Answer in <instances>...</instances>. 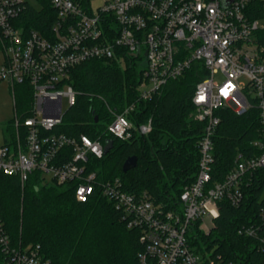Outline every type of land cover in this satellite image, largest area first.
<instances>
[{
	"label": "built area",
	"instance_id": "built-area-1",
	"mask_svg": "<svg viewBox=\"0 0 264 264\" xmlns=\"http://www.w3.org/2000/svg\"><path fill=\"white\" fill-rule=\"evenodd\" d=\"M39 1L0 0V82H8L13 93L17 83L33 91L28 116L15 108L12 142L0 145V172L18 176L23 186L38 170L44 181L78 182L79 201L106 197L127 228L139 232L140 264H224L214 255L215 246H203L199 239L193 246L191 238L197 237L196 222L205 233L215 229L218 202L227 199L240 205L243 185L264 168V9L259 16L250 15L257 11L251 4L264 0H103L98 7L92 0H47L57 13L48 35L26 29L21 22L29 5L43 6L45 0ZM90 59L137 67L142 100L184 75L194 62L206 69L192 97L194 117L204 124L198 172L175 207L156 202L147 191L128 192L120 178L99 180L89 158L104 156L102 136L55 131L77 100L70 72ZM254 105L262 123V136L254 141L260 152L240 153L224 180L211 184L213 137L221 120L217 110L243 115ZM108 107L114 118L107 132L114 137L128 140L134 132L152 130L151 119L136 125L129 118L135 103L122 111ZM259 222L243 225L238 233L264 245V207ZM0 245L9 264H53L39 245L13 246L1 220Z\"/></svg>",
	"mask_w": 264,
	"mask_h": 264
},
{
	"label": "trees",
	"instance_id": "trees-1",
	"mask_svg": "<svg viewBox=\"0 0 264 264\" xmlns=\"http://www.w3.org/2000/svg\"><path fill=\"white\" fill-rule=\"evenodd\" d=\"M253 8L257 11L250 12L251 17L259 16L264 3L253 2L250 9ZM56 16L55 9L45 0L41 8L29 5L21 22L26 29L36 28L48 35ZM70 73L68 81L78 92L77 100L55 131L102 136L104 143L112 140L113 147L102 158H89V167L98 172L99 180L120 178L128 192L147 191L156 202L169 207L178 205L181 192L196 179L198 172L199 140L204 124L194 117L192 97L196 84L206 75L201 62H194L184 75L169 80L149 100L139 99L140 71L134 65L121 67L103 59H90L74 66ZM19 86L23 98L18 110L16 93V108L26 117L30 114L33 91L27 84ZM132 103L136 107L129 118L136 125L151 119L152 130L148 134L134 132L128 140L109 134L107 127L114 116L108 106L122 111ZM216 113L221 120L213 137L211 184L224 180L240 153L245 156L259 153L254 141L262 136L260 110L256 105L243 115L228 108ZM10 134L13 135V128ZM12 135L7 142H12ZM66 153L68 156L69 152ZM133 155L138 158L137 166L124 172L125 160ZM77 183L45 182L36 170L22 186L18 176L0 172V220L12 245H39L44 257L53 264H140L139 232L127 228L113 202L106 197L95 195L84 202L77 200ZM243 189L240 205L234 206L227 199L218 202L220 217L210 233L198 229L196 222L194 232L198 238L192 237L191 245H198L199 239L208 248L215 246L214 255H220L224 264H264V245L257 238L238 233L243 225L260 224L264 168ZM0 264H9L1 245Z\"/></svg>",
	"mask_w": 264,
	"mask_h": 264
},
{
	"label": "rangeland",
	"instance_id": "rangeland-1",
	"mask_svg": "<svg viewBox=\"0 0 264 264\" xmlns=\"http://www.w3.org/2000/svg\"><path fill=\"white\" fill-rule=\"evenodd\" d=\"M32 4L39 5V0H29ZM103 0H92V6L98 7ZM221 78V75L218 76ZM16 93L17 98L19 101V105L17 104L18 110L20 109V86L19 83H17V86H15V93H13V90L8 82L1 81L0 82V144H2L4 138L9 141L11 139L10 133H12V120L15 115V106H14V97L16 101ZM14 95V96H13ZM26 97H29V94H26ZM25 97V98H26ZM23 98V97H22ZM64 108L67 107V101L64 99L63 101ZM45 182H51L49 178L45 179ZM201 245L205 246L206 244L201 241Z\"/></svg>",
	"mask_w": 264,
	"mask_h": 264
},
{
	"label": "water",
	"instance_id": "water-1",
	"mask_svg": "<svg viewBox=\"0 0 264 264\" xmlns=\"http://www.w3.org/2000/svg\"><path fill=\"white\" fill-rule=\"evenodd\" d=\"M96 120H97V117H96ZM112 147H113V141L112 140L107 141V143L104 146L105 153H107ZM137 164H138V158H137V156L136 155L129 156L125 160V162L123 164V171L124 172H127L130 169L136 167Z\"/></svg>",
	"mask_w": 264,
	"mask_h": 264
},
{
	"label": "crops",
	"instance_id": "crops-1",
	"mask_svg": "<svg viewBox=\"0 0 264 264\" xmlns=\"http://www.w3.org/2000/svg\"><path fill=\"white\" fill-rule=\"evenodd\" d=\"M14 96V95H13ZM14 106H15V108H16V101H15V97H14ZM8 138V137H7ZM7 138L5 139L4 138V140H3V142H2V144H4V143H6L7 142ZM2 144H0V145H2Z\"/></svg>",
	"mask_w": 264,
	"mask_h": 264
}]
</instances>
